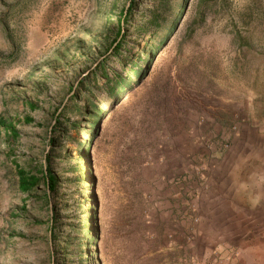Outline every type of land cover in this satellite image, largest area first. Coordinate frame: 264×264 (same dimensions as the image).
Returning a JSON list of instances; mask_svg holds the SVG:
<instances>
[{"label":"rangeland","instance_id":"1","mask_svg":"<svg viewBox=\"0 0 264 264\" xmlns=\"http://www.w3.org/2000/svg\"><path fill=\"white\" fill-rule=\"evenodd\" d=\"M129 1L0 0V264H264V0H173L155 35L135 0L112 52ZM56 119L50 237L13 160Z\"/></svg>","mask_w":264,"mask_h":264},{"label":"trees","instance_id":"2","mask_svg":"<svg viewBox=\"0 0 264 264\" xmlns=\"http://www.w3.org/2000/svg\"><path fill=\"white\" fill-rule=\"evenodd\" d=\"M173 0H151L150 8L147 13V20L141 26L142 30H147L150 28L153 34H157L158 31L164 26L167 19V10L172 5ZM186 2V0H185ZM135 0H130L126 7L122 10L117 26L118 32L120 35L119 40L113 46L112 52L116 50L120 45L123 38V28L127 22L129 15L131 14L132 7L134 6ZM181 7H184V1ZM177 11V10H176ZM182 10L178 13H174V17L172 18L168 28L166 30V34L161 39V44H164L169 35L173 32L175 25L180 20L182 16ZM150 47H152L150 45ZM159 47H156L158 50ZM156 50L154 52H156ZM152 61V55L145 54V57L142 59L143 65L130 60L128 72L134 73L137 76V81L140 80L146 74L147 70L150 67ZM136 65L137 68L133 70L132 65ZM131 77V76H129ZM129 79V78H128ZM128 84L127 80L123 76H118L116 86H120L122 89L124 84ZM115 87L109 89V93H115ZM100 101L90 102L88 101L83 107L85 109L82 114L88 120V126L94 125L98 128V121L102 116L101 107L99 105ZM79 107H76V111L78 112ZM25 122H28L30 119L25 117L23 119ZM59 124V120L56 119L52 129L50 130V134L53 136L49 137V149L45 152L42 151L40 156L38 154L26 155L23 159L24 161L19 162L17 159L13 160V166L16 176L17 189L20 193L24 194V203L21 208L26 207V201L33 200L34 202H40L43 207L44 217L43 221H38V223H45L50 231V237L54 235V224L56 223V215H57V204L55 201V196L59 192L60 186L58 182L57 174L52 169V153L55 152V144L56 138L54 135L57 133L56 125ZM0 128L4 129V134L7 138L17 139L18 130L15 128V125L12 122H7L4 119H0Z\"/></svg>","mask_w":264,"mask_h":264}]
</instances>
